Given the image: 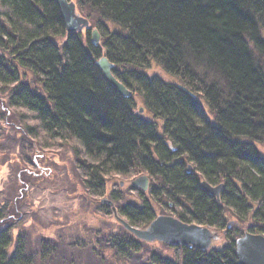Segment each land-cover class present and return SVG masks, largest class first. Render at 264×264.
<instances>
[{
    "label": "trees",
    "instance_id": "obj_1",
    "mask_svg": "<svg viewBox=\"0 0 264 264\" xmlns=\"http://www.w3.org/2000/svg\"><path fill=\"white\" fill-rule=\"evenodd\" d=\"M75 1L100 45L91 29L67 33L57 0H0V101L16 130L6 137L28 139L32 154L19 156L17 173L32 175L8 191L12 203L0 196V264H240L237 238L264 234V0ZM102 55L132 97L106 80ZM46 148L58 150L54 177L104 216H113L100 201L108 192L134 226H148L160 206L226 231L225 244L162 243L175 258H144L147 242L117 221V231L110 222L76 231L68 222L56 235L20 227L26 184L42 181L31 156ZM142 174L148 191L115 182ZM202 180L225 184L220 201ZM230 217L238 224L227 229Z\"/></svg>",
    "mask_w": 264,
    "mask_h": 264
},
{
    "label": "rangeland",
    "instance_id": "obj_2",
    "mask_svg": "<svg viewBox=\"0 0 264 264\" xmlns=\"http://www.w3.org/2000/svg\"><path fill=\"white\" fill-rule=\"evenodd\" d=\"M2 96L4 95L2 94ZM0 102H2V105H0V196L8 205V203H12L11 199L6 196L8 191L11 190L12 187L16 189L18 187L20 188V178L28 179L30 175H32L31 171L17 173L16 169L24 168V165L20 163L19 156L24 154V150L28 155L32 154L30 153V142L28 139L17 141L14 138L6 137L7 135H14L16 130L5 122L7 120L1 109L2 106H4L3 103L5 104V100ZM142 107H144L142 102L137 100V110L140 111ZM144 111L146 110L144 109ZM148 116L149 115L146 114V117ZM31 158L35 160L36 164L39 166L35 167L31 165L30 169L34 171L33 173H37L40 170L39 175L42 174V181L39 184L31 186L32 180H29L26 184L30 189L29 191L27 190L28 193L24 191L27 202H23L20 207V213L23 216L21 217V222H17L20 227L24 229H33L35 234H37V232H42L47 235H56L58 231L63 229V226L68 227V222L76 225V231L77 229L83 230V227L87 226V224L92 225L96 220H99L100 223L110 222L115 224L117 231V223H115L114 217H109L108 214H106L105 217L103 215L104 211L98 207L99 204L97 202H99V199L98 201H95L96 199H91V201L97 203L93 206L87 202H82L80 198L76 197V193H71L73 189L72 186L63 185L59 176L54 177L61 171L58 167H55L54 163L55 159L59 160L58 150H56V148L42 149L40 157L31 156ZM46 161H48V164H46ZM137 177L138 176L133 177L132 179L128 176H126V178L117 177L115 178V182L123 183V187L129 186L132 180ZM60 186L61 188L59 189ZM68 187L69 190H67ZM112 187H114V185ZM103 198L110 199L108 192ZM101 200L102 199H100V201ZM165 212L164 209L157 206L158 214H165ZM232 221L238 223L236 219L230 217L229 222ZM23 224L26 225V227H24ZM29 226H35L37 232L34 228H29ZM214 230L220 232V237L213 243V247L221 248L225 244V236L222 230ZM17 231L18 229L14 230V235H17ZM172 248L173 247L168 246L165 247L160 242H152L147 243L143 247L142 254L144 258H148L153 254H161L169 256L170 258H175L177 254Z\"/></svg>",
    "mask_w": 264,
    "mask_h": 264
},
{
    "label": "water",
    "instance_id": "obj_3",
    "mask_svg": "<svg viewBox=\"0 0 264 264\" xmlns=\"http://www.w3.org/2000/svg\"><path fill=\"white\" fill-rule=\"evenodd\" d=\"M60 7L66 31L68 33H77L91 28L89 18L82 15L77 8L74 0H57ZM100 32L97 28L92 29L91 42L93 45H100ZM97 66L102 70L106 80L124 97H132V91L129 90L113 73L114 64L106 57L97 60ZM140 112H143L141 108ZM188 171L193 172L192 164L188 165ZM123 184V183H122ZM150 184L147 175H141L132 181V185L148 190ZM202 188L220 201L221 194L225 188L224 183L213 185L206 180L201 181ZM103 203L112 207L115 218L124 225V227L133 233L138 239L146 242H164L174 246H191L203 251L212 248L213 243L220 237L218 230L210 226L197 223H188L171 214H159L146 228L132 226L123 219L110 199L103 198ZM232 222L228 223V228ZM236 253L240 264H264V234L247 231L236 241Z\"/></svg>",
    "mask_w": 264,
    "mask_h": 264
},
{
    "label": "bare ground",
    "instance_id": "obj_4",
    "mask_svg": "<svg viewBox=\"0 0 264 264\" xmlns=\"http://www.w3.org/2000/svg\"><path fill=\"white\" fill-rule=\"evenodd\" d=\"M91 22V21H90ZM102 57H106L105 55H102L101 57H98L97 58V60H99V59H101ZM107 58V57H106ZM97 60H96V62H97ZM109 60V59H108ZM110 61V60H109ZM111 62V61H110ZM114 64V63H113ZM114 73V72H113ZM104 75V74H103ZM105 77V76H104ZM118 80H120V79H118ZM121 81V80H120ZM129 90H131L132 91V96L134 95V91L130 88V87H128L123 81H121ZM180 87L181 88H183V89H185V90H188L185 86H183V85H180ZM117 90V89H116ZM118 93H119V91H117ZM190 92V94H192V92L191 91H189ZM119 95L121 96V97H123V98H130V97H124V96H122L120 93H119ZM120 215V214H119ZM121 216V215H120ZM113 217H114V219H115V221H117L118 223H120L116 218H115V216H114V214H113ZM123 219H125L129 224H131L132 226H134L132 223H130L129 221H128V219H126L125 217H123V216H121ZM121 225H123L122 223H120ZM123 227H124V225H123ZM137 227V226H136ZM125 228V227H124ZM126 229V228H125ZM127 230V229H126ZM214 248V247H213Z\"/></svg>",
    "mask_w": 264,
    "mask_h": 264
},
{
    "label": "flooded vegetation",
    "instance_id": "obj_5",
    "mask_svg": "<svg viewBox=\"0 0 264 264\" xmlns=\"http://www.w3.org/2000/svg\"><path fill=\"white\" fill-rule=\"evenodd\" d=\"M238 223H235V225H237Z\"/></svg>",
    "mask_w": 264,
    "mask_h": 264
}]
</instances>
